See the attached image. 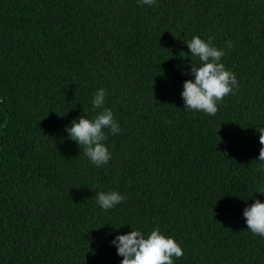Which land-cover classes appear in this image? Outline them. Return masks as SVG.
Returning a JSON list of instances; mask_svg holds the SVG:
<instances>
[{"label": "trees", "instance_id": "trees-1", "mask_svg": "<svg viewBox=\"0 0 264 264\" xmlns=\"http://www.w3.org/2000/svg\"><path fill=\"white\" fill-rule=\"evenodd\" d=\"M194 35L233 43L239 88L215 116L183 109ZM99 88L121 132L98 169L65 127ZM256 127L264 0H0V264H120L132 227L174 237L175 264H264L243 217L264 201ZM101 190L125 199L106 212Z\"/></svg>", "mask_w": 264, "mask_h": 264}, {"label": "clouds", "instance_id": "clouds-1", "mask_svg": "<svg viewBox=\"0 0 264 264\" xmlns=\"http://www.w3.org/2000/svg\"><path fill=\"white\" fill-rule=\"evenodd\" d=\"M141 6L153 7L158 0H137ZM188 48L192 63L191 76L183 82L180 93L183 100V109L192 113H203L215 116L218 105L223 99L233 94L239 88L236 74L226 67L222 57L226 50L233 47L231 40L223 42L218 47L212 43V37L207 40L194 35L184 40ZM184 52L180 53L185 57ZM108 93L104 88L97 89L91 98V106L95 113L92 118L81 115L73 119L65 132L69 139L74 141L83 151L90 165L102 168L112 158L107 145L109 134L118 135L121 125L115 118L110 107L107 106ZM261 145L257 160L264 162V127H256ZM264 195V190H258ZM125 199L118 190H101L95 193L96 204L104 211L114 209ZM248 201L247 199H244ZM243 217L247 230L253 235L264 238V201L257 198L253 203L247 204L243 210ZM126 234L116 235L111 243L122 257L120 264H175L184 256L180 243L172 236L166 235L160 229L154 228L145 233L142 229L133 228Z\"/></svg>", "mask_w": 264, "mask_h": 264}]
</instances>
